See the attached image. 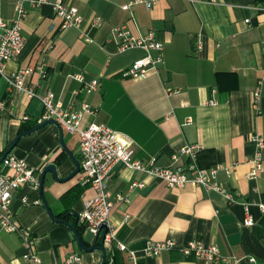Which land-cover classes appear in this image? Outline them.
<instances>
[{"label":"crops","instance_id":"0c3cea01","mask_svg":"<svg viewBox=\"0 0 264 264\" xmlns=\"http://www.w3.org/2000/svg\"><path fill=\"white\" fill-rule=\"evenodd\" d=\"M54 1L28 6L22 29L26 45L16 60L6 64V74L26 66L41 67L26 78L37 96L28 99L0 78V152H6L23 123L37 122L44 112L40 98L49 92L71 109L89 104L94 112L85 114L84 124L99 121L130 135L136 159L156 157L158 165L168 166L173 152L186 144H201L202 167L230 169V173L220 169L216 181L234 200L192 182L170 188L155 176L116 163L108 181L114 200L111 222L118 240L128 248L120 251L118 262L133 264L129 255L134 251L135 264H207L179 249L163 251L159 257L144 253L148 242L174 239L179 244L198 240L217 245L220 254L230 258L219 264H264V211L259 208L264 202V171L254 178L247 176L253 169L249 159L256 151L252 135L264 138V83L258 106H253L254 90L264 77V0H145L128 10L124 5L132 0H69L84 20L68 29H61ZM15 3L0 0L1 18H16ZM97 18L99 24L92 26ZM121 25L135 36L153 31L164 43L158 74L138 79L122 76L144 51H119L113 30ZM77 73L86 81L99 79L100 85L87 93L83 83L71 77ZM212 100L215 104L209 103ZM24 115L30 119L23 120ZM59 135V127L47 124L22 136L11 153L25 159L37 175L54 163L65 178L75 164ZM62 136L80 161L79 135L63 129ZM134 182L144 185L132 190ZM78 183V174L59 181L51 172L45 175L44 199L64 222L51 218L39 189L27 185L14 193L11 205L16 220L32 229L42 264H68L67 255L72 253L82 257L80 264L102 263V252L84 250L67 224L75 221L70 212H81L94 194L91 188H82L68 209L62 197ZM247 204L255 220L252 226L243 222ZM83 238L86 247L101 243V238L90 234ZM24 253L20 233L0 229V264H29Z\"/></svg>","mask_w":264,"mask_h":264},{"label":"built area","instance_id":"2783aa9c","mask_svg":"<svg viewBox=\"0 0 264 264\" xmlns=\"http://www.w3.org/2000/svg\"><path fill=\"white\" fill-rule=\"evenodd\" d=\"M68 1L55 0L52 3L55 16H58L62 21L61 29L79 27L84 20L78 7ZM206 1L210 3L217 2V0ZM45 2L47 0H17V3H15L17 12L15 19L9 21L0 16V78H6L11 90L25 94L28 99L35 98L37 94L34 87L26 83V78L36 68L41 69V67L26 66L6 74V64L10 60H16L26 45V37L22 29L23 22L29 12L28 6L35 8ZM144 2L146 1L132 0L124 5V9L128 10L132 5ZM147 4L151 5L152 3L147 2ZM246 21H249V19ZM98 24L99 18L92 22V26ZM113 32L120 52L131 49H142L144 51L143 56L136 59L129 68L122 71L123 77L138 79L159 73L160 65L164 62V43L157 39L153 31L142 36H135L128 27L121 25L115 27ZM71 77L83 83V88L87 93L95 91L100 85L99 79L93 78L86 81L82 73L73 74ZM263 83L264 77L258 80L257 87L254 90V108L258 106ZM40 100L44 112L37 119L38 124L49 119H55L63 129L79 135L80 172L78 173V182L81 186L89 187L94 192L91 197L85 200L84 207L79 212V223L84 225V234L89 233L99 238L103 236L106 252L111 254L105 264H117L114 256L115 251L128 249L125 243L118 240L117 228L111 222L114 200L108 189V181L115 164L118 162H122L133 170L155 176L163 180L170 188H183L192 182L203 185L208 190L219 191L227 196L229 200H234L232 193L216 181L220 169H225L227 173H230V169L222 165H213L209 168L202 167L198 161V154L203 147L201 144L193 143L182 146L178 151L172 153L170 157L172 164L168 166L158 165L156 157L142 161L134 157V140L130 135L115 130L105 123H99V121L84 124L85 114L94 112L89 104H83L80 109H71V107H65L53 92L47 93ZM209 103L215 104V101L212 100ZM29 119L28 115L23 116V120ZM251 140L255 144L256 151L253 157L249 159L253 169L247 176L254 178L259 172L264 171V138L259 134H253ZM39 176L36 174L35 168L30 166L25 159L19 158L13 153H9L0 163V229L20 233L25 248L23 258L29 264H42V259L36 251L35 236L31 231L32 229L20 225L16 220L11 204L17 190H21L27 185L32 186L34 190H38L40 186ZM142 185H144L143 182H134L131 189L133 190ZM118 199L122 200L123 198L119 196ZM259 208L264 211V202L259 203ZM243 222L247 226H252L255 223L249 211V204L245 206ZM104 225H106V228H104ZM171 249H179L186 256L193 254L197 259L204 260L207 264H219L230 259L220 254L217 245H206L198 240H190L185 244H179L174 239L151 241L147 243L144 253L148 256L159 257L163 251H171ZM67 256L66 263L68 264H80L82 262V257L76 253ZM129 256L135 264L134 251H130ZM251 260L255 262L256 258L252 257Z\"/></svg>","mask_w":264,"mask_h":264},{"label":"water","instance_id":"95a60500","mask_svg":"<svg viewBox=\"0 0 264 264\" xmlns=\"http://www.w3.org/2000/svg\"><path fill=\"white\" fill-rule=\"evenodd\" d=\"M50 123H53L55 124L57 127H59V131H60V142L63 146V149H65L68 154L70 155V157L72 158L74 164H75V168H74V171L72 170L70 172V174L66 175L65 178H62L59 174V167L58 165L54 164V163H50L48 164L42 171L41 173V176L40 177V186H39V191H40V195H41V198L43 199V202H44V205L46 206L47 208V211H48V214L51 216L52 219L54 220H57V221H60V222H64V218H57L50 206H49V203H47V201L44 199V196H43V190H44V180H45V175L48 173V172H51L54 176V178L56 180H66V179H70L72 177H74L76 174H78L80 172V162L77 158L74 157V155L71 153V151L67 148V146L65 145L64 143V140H63V128L62 126L59 124V122H57L55 119H49V120H46L45 122H42L40 124H38L37 126H35L34 128H31L30 130H27V131H23L21 133H19V135H17L15 137V139L9 144L8 148L6 149V152L3 153V155L0 157V163L4 160V158L9 154L11 153V151L14 149V147L17 145L19 139L26 135V134H29V133H32L34 132L35 130H38L39 128L47 125V124H50ZM71 216H74L75 217V221L74 223H67L70 228L73 230L74 234L76 235V238H77V242L79 243V245L84 249V250H87V251H90V250H94V249H99L101 252H102V255H103V260H102V263L101 264H105V261H106V257H107V252H106V248L104 247V243H103V236L101 237V243L100 245L98 244H94L92 245L91 247H86L85 245V242L84 241V238L83 236L79 233V230L77 229L80 225L79 223V213L76 212V211H71L70 212ZM104 228H106V225H104ZM99 237H96V240H98Z\"/></svg>","mask_w":264,"mask_h":264},{"label":"trees","instance_id":"16d2710c","mask_svg":"<svg viewBox=\"0 0 264 264\" xmlns=\"http://www.w3.org/2000/svg\"><path fill=\"white\" fill-rule=\"evenodd\" d=\"M38 125V122H27V123H23L22 127H21V132L24 130H30L31 128L35 127ZM4 152H0V157L3 155ZM81 188V189H80ZM82 188H84V186H81L79 183L76 186V188L70 190L69 192H67L63 197H62V201H64V203H66L68 205V209L71 206V201H75L76 198H78V196L82 193ZM68 213V210H66L62 215ZM79 230V233L83 236L84 235V225L80 224L79 227L77 228ZM120 251L116 250L114 253L115 256V260L117 264H120L117 260L118 256H119ZM111 254L107 253V260L110 258ZM107 263V262H106Z\"/></svg>","mask_w":264,"mask_h":264},{"label":"rangeland","instance_id":"374dc122","mask_svg":"<svg viewBox=\"0 0 264 264\" xmlns=\"http://www.w3.org/2000/svg\"><path fill=\"white\" fill-rule=\"evenodd\" d=\"M89 234V233H88ZM90 236H92L91 234H90Z\"/></svg>","mask_w":264,"mask_h":264}]
</instances>
